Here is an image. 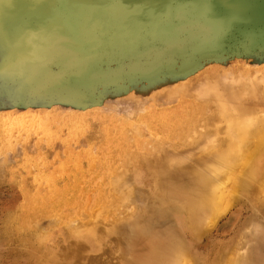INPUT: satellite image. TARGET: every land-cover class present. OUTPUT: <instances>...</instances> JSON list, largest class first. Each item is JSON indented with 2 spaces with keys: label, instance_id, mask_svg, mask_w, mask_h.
I'll list each match as a JSON object with an SVG mask.
<instances>
[{
  "label": "rangeland",
  "instance_id": "1",
  "mask_svg": "<svg viewBox=\"0 0 264 264\" xmlns=\"http://www.w3.org/2000/svg\"><path fill=\"white\" fill-rule=\"evenodd\" d=\"M203 6L200 0H0V130L21 127L0 137V264H175L168 249L177 244L190 251L185 264H264V187L262 195L243 193L225 205L197 234L187 208L154 195L155 178L147 173L148 165L164 175L180 168L183 178L169 182L180 189L201 167L195 160L219 147L214 139L209 144L216 134L197 126L179 133L150 122L154 111L174 112L184 100L217 110L223 102L235 110L258 107L264 115V18L245 24L216 13L210 20L198 13ZM124 160L131 168L122 172ZM69 185L87 190V198L67 205L65 193L77 190ZM102 186L125 193L116 189L127 204L116 213L108 207L113 216L88 202ZM29 197L36 208L25 211ZM81 225L102 233L96 247L60 234ZM64 252L68 258L58 261Z\"/></svg>",
  "mask_w": 264,
  "mask_h": 264
},
{
  "label": "bare ground",
  "instance_id": "2",
  "mask_svg": "<svg viewBox=\"0 0 264 264\" xmlns=\"http://www.w3.org/2000/svg\"><path fill=\"white\" fill-rule=\"evenodd\" d=\"M252 83L255 85V87H257L256 83H258V81H255ZM249 84L250 85L248 86L251 87L252 84L251 83ZM253 90L255 91V89ZM220 106H221L220 109L217 110L215 107L197 106V105L190 104L187 101L181 100V106H179V108L175 110L174 112L170 113V111L168 112L159 111L158 113H156L154 111L148 115L150 122L151 121H161V124H162L161 126L167 129H170V130H174V131L179 130V133H184V131H186L185 129H189L190 125H194V126H197L199 130H202L203 133H206V134L212 133V134H216L217 136L215 137V135L214 136L211 135L209 144L210 143L214 144L215 141L211 140V139H214L216 140V144L214 145L219 146V147L215 148L214 145H209L208 143H206V145L208 144L210 147L212 146L211 148L209 147V149L214 150L215 148L214 153L207 154V156L204 159L200 160L199 162L197 161L198 159L195 160V163L201 164L199 165L201 167L195 168L193 166L195 170H193L192 168V172L191 171L189 172V183L182 186L180 189L173 188L174 186L173 181L175 182V180L182 179L183 178L182 176H184L183 174L179 172L181 170L180 168H174L171 175L170 174L164 175L162 172V168H157L152 165L147 166V173L152 175L155 178L156 185L154 189H152L154 195L163 196L166 199H169L170 201L181 202L177 204L178 205L181 204L180 206H184L187 208L188 226L189 228L193 229V231H195L197 234H199V230H203L205 228V223L206 225L207 224L211 225L213 222L216 221V219L219 216H221V214L225 210V205L232 204L234 201L238 199L237 197L241 196V194L243 193H246L248 195L252 191L258 190L260 192L262 191V187H264L263 186L264 185V115L262 114L261 109H259L258 107H252V108H248L243 111L240 109L235 110V108H232L227 102L221 103ZM3 121H2V124H4ZM222 121H223V124H220V122ZM10 122L11 120H9V122L7 120L5 123H10ZM12 122H14V120H12ZM8 125L4 126V127H9L5 129L4 133L0 130V137L2 136L3 138L6 137L5 135L10 134L11 131L12 133H17L18 130L21 128V127H17L18 126L17 123L16 125L12 124V127ZM221 129L223 130L221 131ZM185 136L186 135H184L183 138ZM154 138H157V136H155ZM207 138L206 140L208 141ZM158 142H159V139H158ZM160 143H162L160 144L161 146H159L160 151L164 152V149L162 150L161 147L162 145H164L165 141L164 142L161 141ZM203 144H205V142ZM205 147H208V146H205ZM110 148L116 150L119 148V146L117 144H114ZM227 148H231V150H228ZM151 149L152 150L150 151L154 150L153 148ZM204 153H208V151L207 152L204 151ZM204 153H202V155H204ZM208 155L210 156L212 155V156L209 158ZM161 161L159 163L162 164ZM164 163L172 164L173 161L171 160V162H169V159H167L166 161L163 162V164ZM120 165H122V172H125L126 170L131 168V166L128 165V162L126 160L122 161V164ZM113 171H115L114 165H113ZM114 174L115 173H113L111 177H113ZM132 174H135V173H132ZM44 178H47V177H44ZM168 178L169 180L166 181ZM78 181L80 182V180ZM82 181L84 182V179H82ZM171 181H172L173 186L169 183ZM228 182L232 184V189L230 190L231 192L229 193L227 192ZM121 186L116 187V189L118 188L121 189ZM125 186L127 187V185ZM69 188H70V191H73L72 188H77V187L74 186L71 188V186L69 185ZM116 189L115 187L112 189V187L110 188V186L99 187L95 191L94 194L88 197L89 199L88 202L93 204L96 207V210L99 209L98 212L100 214L107 211V209H109L108 207H112V209L114 208L115 210L114 213H116L117 207L119 206L121 208V204L125 202V200L123 201L120 195H119L120 197L119 198L118 195L115 194L117 193ZM120 191L121 193L123 192L122 189ZM49 192H50V189H49ZM73 192L74 193H65V196H64L66 197L65 200H66L67 205L69 206L77 205L79 204L80 201L87 198L85 194L87 190L83 192L82 189L77 188V190H74ZM28 194L29 196L33 194L31 197H35V198H37L38 196L35 192H29ZM118 194H120V192H118ZM128 194H130V192L126 193L127 196ZM70 195H75L76 197L74 199H69L68 196ZM127 198L129 199V196ZM62 199L63 198H61L60 201ZM65 200L63 199L60 203L65 204ZM120 200L122 201V203ZM129 201L130 199L128 200V202ZM32 202H33L32 198L30 199L29 197L27 201V205H26L29 207H25L26 208L25 211H29L30 208L35 210L36 207L33 205ZM133 203L134 202H131V204ZM126 204L124 206H127ZM31 205H33L34 207H30ZM42 205H48V204L46 202H43V203H39V205L37 206H42ZM174 208L176 209L172 211L173 213L175 214L180 213L178 212L179 209L177 206ZM108 213H112V210L110 212V209H109ZM108 216H111V215H108ZM112 216H113V213H112ZM136 217H140V216H136ZM184 217L186 218V216ZM60 234L66 237L87 238L88 240L92 242L94 247H96V245L99 244L98 241L101 239V236H102L101 235L102 233L95 226H83V225L77 226L76 228H72V229H66V230L62 229L60 230ZM40 236H41L40 238L48 237L44 233H41ZM168 253H169L170 259L175 264H185L189 260L191 262L192 256H190L191 255L190 251L180 246L179 244L171 247V249L169 248ZM49 254L50 253H48V255ZM67 258H68V253L64 252L62 255H60V257L58 258V261L64 262ZM246 262L247 260L245 261V263Z\"/></svg>",
  "mask_w": 264,
  "mask_h": 264
},
{
  "label": "water",
  "instance_id": "3",
  "mask_svg": "<svg viewBox=\"0 0 264 264\" xmlns=\"http://www.w3.org/2000/svg\"><path fill=\"white\" fill-rule=\"evenodd\" d=\"M203 6L198 13L208 14L207 19L212 20L216 13L227 15V20L237 21L239 23H249L257 17L264 18V0H244L249 7H252V13L246 14L245 10L238 5L237 0H200ZM211 17V18H209Z\"/></svg>",
  "mask_w": 264,
  "mask_h": 264
}]
</instances>
